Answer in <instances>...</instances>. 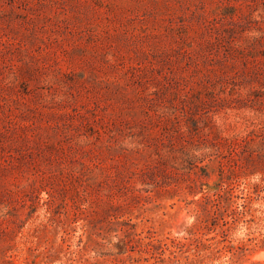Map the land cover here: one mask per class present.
I'll return each mask as SVG.
<instances>
[{"label": "rangeland", "instance_id": "374dc122", "mask_svg": "<svg viewBox=\"0 0 264 264\" xmlns=\"http://www.w3.org/2000/svg\"><path fill=\"white\" fill-rule=\"evenodd\" d=\"M260 253L264 0H0V264Z\"/></svg>", "mask_w": 264, "mask_h": 264}, {"label": "trees", "instance_id": "16d2710c", "mask_svg": "<svg viewBox=\"0 0 264 264\" xmlns=\"http://www.w3.org/2000/svg\"><path fill=\"white\" fill-rule=\"evenodd\" d=\"M223 189H225V188H223ZM231 190H232V188H230L229 193L232 195V191ZM214 196H215V198L211 199L208 195L204 194L203 199L205 200V202L210 204V211L213 213V215H212L213 217L212 218L215 221H217L219 219L220 215H221V219L224 221L222 224L226 226L228 224V222H229V220H227V218L228 217L232 218V216L229 213L228 214L221 213L220 210H221V202H222L221 198H222V196L220 194H218V193L214 194ZM200 201H202V200H198V201L195 200V201H192V202L200 203ZM195 211H197V210H195Z\"/></svg>", "mask_w": 264, "mask_h": 264}, {"label": "bare ground", "instance_id": "6f19581e", "mask_svg": "<svg viewBox=\"0 0 264 264\" xmlns=\"http://www.w3.org/2000/svg\"><path fill=\"white\" fill-rule=\"evenodd\" d=\"M261 255H264V253H260L259 255H256L255 257L256 258H261L262 257Z\"/></svg>", "mask_w": 264, "mask_h": 264}]
</instances>
